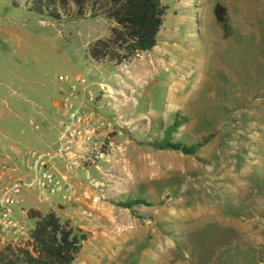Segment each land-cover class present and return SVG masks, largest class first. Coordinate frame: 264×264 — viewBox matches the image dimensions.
<instances>
[{"label":"rangeland","instance_id":"374dc122","mask_svg":"<svg viewBox=\"0 0 264 264\" xmlns=\"http://www.w3.org/2000/svg\"><path fill=\"white\" fill-rule=\"evenodd\" d=\"M28 1L0 0L1 159L58 141L63 74L110 126L104 157L56 165L77 201L36 188L24 209L88 234L75 264H264V1L163 0L158 45L119 67L89 55L109 19L58 24Z\"/></svg>","mask_w":264,"mask_h":264},{"label":"trees","instance_id":"16d2710c","mask_svg":"<svg viewBox=\"0 0 264 264\" xmlns=\"http://www.w3.org/2000/svg\"><path fill=\"white\" fill-rule=\"evenodd\" d=\"M28 10L55 23L76 22L104 16L113 25L108 38L89 47L96 64L122 66L158 45L166 7L163 0H29ZM166 148L193 154L196 146L167 143ZM34 220L31 247L11 248L0 252V264H75L88 234L64 222L56 211L44 214L30 209Z\"/></svg>","mask_w":264,"mask_h":264},{"label":"built area","instance_id":"2783aa9c","mask_svg":"<svg viewBox=\"0 0 264 264\" xmlns=\"http://www.w3.org/2000/svg\"><path fill=\"white\" fill-rule=\"evenodd\" d=\"M58 85L66 118L58 141L45 150L19 149L0 162V252L31 247L35 226L23 219H29L24 203L31 190L37 188L51 196L64 192L63 200L77 201L78 191L63 184L56 174L58 162L70 165L87 156L98 160L106 154L102 150L107 145L110 122L101 115L99 97L88 80L63 74L58 77Z\"/></svg>","mask_w":264,"mask_h":264},{"label":"crops","instance_id":"0c3cea01","mask_svg":"<svg viewBox=\"0 0 264 264\" xmlns=\"http://www.w3.org/2000/svg\"><path fill=\"white\" fill-rule=\"evenodd\" d=\"M26 6H27V9H28L29 6H28L27 4H26ZM48 146H49V145H48ZM46 149H47V148H46ZM42 150H45V149H42ZM2 161H3V158L1 159V156H0V162H2ZM58 163H59V164H62V166H63V169H62V170H63V172H64V169H65L64 165H66V164H65V163H61V162H58ZM58 163H57V165H58ZM60 205H61V204H60ZM60 205H58V206L56 207L57 210H59L58 207H59ZM61 206H64V205H61ZM31 209H32V208H31ZM33 209L40 210L39 208H33ZM59 211L61 212V210H59Z\"/></svg>","mask_w":264,"mask_h":264}]
</instances>
